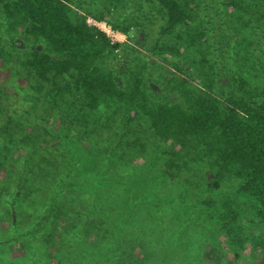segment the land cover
<instances>
[{"label":"trees","instance_id":"trees-1","mask_svg":"<svg viewBox=\"0 0 264 264\" xmlns=\"http://www.w3.org/2000/svg\"><path fill=\"white\" fill-rule=\"evenodd\" d=\"M87 8L115 30L137 27L138 42L125 58L114 54L121 42L87 24L81 15ZM112 8L123 14L116 10L115 16ZM0 19L15 31L0 35V44L10 48V58L0 61V205L9 203L16 217L29 202L40 216L37 232L44 224L53 229L79 216L81 208L90 218L112 202L137 203L138 177L147 179L157 165L135 163L138 144L116 141L126 123L120 121L122 113L141 111L152 135L173 140V147L186 150L188 137H222L194 150H215L226 173L246 178L241 189L260 206V218L249 220L248 235L264 251V0H0ZM27 32L42 37L43 50L26 43ZM139 54L155 59L150 70L158 69L166 87L180 78L197 85L192 102L186 90L177 104L146 101L142 89L148 81L154 85L144 79ZM72 109L71 119L67 111ZM89 109L99 111L100 118ZM111 109L113 123L103 116ZM62 118L66 126L60 125ZM94 133L101 137L93 139ZM114 148L132 165L112 155ZM164 164L169 171L160 168V173L168 177L173 165ZM157 195L152 202L159 209ZM223 207L227 227L237 214L227 203ZM258 261L264 264V257Z\"/></svg>","mask_w":264,"mask_h":264},{"label":"rangeland","instance_id":"rangeland-1","mask_svg":"<svg viewBox=\"0 0 264 264\" xmlns=\"http://www.w3.org/2000/svg\"><path fill=\"white\" fill-rule=\"evenodd\" d=\"M94 10L87 8L81 11V15H86L87 24L102 30L113 43L121 42L123 46L114 54L117 58H125L134 49L132 44L138 42L137 27H129L126 33L115 30L106 22L92 17ZM116 10L112 8L115 16L116 13L123 14L122 10ZM3 23L0 19V35L14 36V29ZM17 30L20 31V27ZM23 36L26 43L32 41L33 46L43 50L40 35L27 32ZM9 51L7 45L0 44V61L10 58ZM35 56L36 53L29 54L31 59ZM13 61L17 63L18 57H14ZM136 61L141 64L144 79L147 81L151 78L154 85L152 88L148 81L144 92L142 89L141 96L146 101L152 103V98L177 104L186 90L187 100L192 102L191 95L197 92V85L192 81L186 82L179 77V82L166 87L167 80L161 74L157 75L158 69L152 67L150 70L151 65L156 63L155 59L139 54ZM0 76L3 78L4 75ZM199 79L200 76H195V80ZM177 89L180 90L176 92ZM70 107L74 108V105L70 103ZM72 112L73 109L67 111L71 119L74 115ZM89 112L97 120L101 116L99 111L89 109ZM142 113L139 111L136 116L127 111L122 113L120 121L126 120V123L122 127L120 141H116L120 144H138V152L133 155L135 163L151 160L157 165L153 172L148 169L149 177V172L145 173L147 179L138 177L137 186L142 187L136 188L134 194V197L138 196L137 203L129 199L128 203L122 205L112 202L104 206V211H96L90 218L83 216L85 212L81 208L79 216H73L53 229L44 224L37 232L34 228L40 216L33 205L26 203L16 211L15 217L9 211V203H3L0 205V264H261L258 260L264 257V251L257 249L248 235L249 220L260 218V206L254 196L241 189L246 178L242 176L236 179L226 173L224 160L215 150H194V146L200 143H216L222 137L210 135L205 141L203 137H188L185 140V144H188L186 150L180 149L178 144L173 147V140L163 142L162 137L152 135ZM115 115L116 112L111 109L105 110L103 116L113 123ZM60 123L66 126L63 118ZM109 132L114 134L113 137L119 136L117 132ZM109 132L105 138L111 143ZM100 137V133L93 135V139ZM122 154L117 148L113 149L112 155H121L128 165H132ZM193 155L194 158L190 160ZM167 160L173 165V169L170 167V173H167L168 177L160 173V168L164 173L169 171L164 164ZM230 170L233 171L232 167ZM3 181L0 178V182ZM156 194L161 201L157 204L159 209L152 202V195L156 197ZM225 203L237 214L235 219L227 222V227H224L221 218L227 212L223 207ZM89 222H93L92 225ZM48 230L50 237L47 239L44 234ZM255 231L259 234L257 228ZM236 252L238 258H235Z\"/></svg>","mask_w":264,"mask_h":264}]
</instances>
